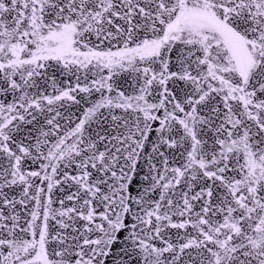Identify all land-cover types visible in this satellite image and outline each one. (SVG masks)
Wrapping results in <instances>:
<instances>
[{"label": "snow or ice", "instance_id": "6c2138e0", "mask_svg": "<svg viewBox=\"0 0 264 264\" xmlns=\"http://www.w3.org/2000/svg\"><path fill=\"white\" fill-rule=\"evenodd\" d=\"M0 264H264V0H0Z\"/></svg>", "mask_w": 264, "mask_h": 264}]
</instances>
